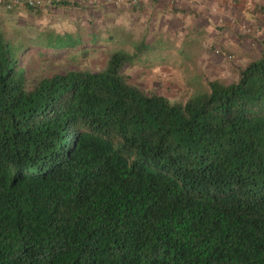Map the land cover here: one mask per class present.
I'll return each instance as SVG.
<instances>
[{
	"label": "trees",
	"instance_id": "obj_1",
	"mask_svg": "<svg viewBox=\"0 0 264 264\" xmlns=\"http://www.w3.org/2000/svg\"><path fill=\"white\" fill-rule=\"evenodd\" d=\"M83 31L0 22V264H264V40L186 103L129 83L172 46L124 31L103 70L28 83L29 49L102 46Z\"/></svg>",
	"mask_w": 264,
	"mask_h": 264
},
{
	"label": "rangeland",
	"instance_id": "obj_2",
	"mask_svg": "<svg viewBox=\"0 0 264 264\" xmlns=\"http://www.w3.org/2000/svg\"><path fill=\"white\" fill-rule=\"evenodd\" d=\"M34 1L32 7L27 0H20L21 6L0 0V22L10 37L30 39L44 31L73 35L87 29L83 34L97 32L102 46L86 55L65 51L41 56L29 49L24 64L30 85L69 71L103 70L110 55L107 36L124 31L172 46L164 60L127 65L123 74L129 83L173 103H186L207 80L233 83L237 68L259 56L264 40V15L259 12L264 0H186L182 5V0L137 5L131 0Z\"/></svg>",
	"mask_w": 264,
	"mask_h": 264
},
{
	"label": "built area",
	"instance_id": "obj_3",
	"mask_svg": "<svg viewBox=\"0 0 264 264\" xmlns=\"http://www.w3.org/2000/svg\"><path fill=\"white\" fill-rule=\"evenodd\" d=\"M170 1H174V2H175V1H177V0H170ZM13 3H14V5H20V6L22 5V2H20V0H14ZM26 3H27L29 6H32V7L36 5V2H35L34 0H27ZM215 53H216L217 55H220L221 52H220L219 50H216Z\"/></svg>",
	"mask_w": 264,
	"mask_h": 264
},
{
	"label": "crops",
	"instance_id": "obj_4",
	"mask_svg": "<svg viewBox=\"0 0 264 264\" xmlns=\"http://www.w3.org/2000/svg\"><path fill=\"white\" fill-rule=\"evenodd\" d=\"M135 5H137L139 2L138 1H141L142 3L143 2H145V0H131ZM177 1H179V0H177ZM189 1H186V0H182L181 1V5H182V3H188ZM177 3H179V2H177ZM157 7V6H156ZM182 12V11H181ZM182 13H184V12H182ZM186 14V13H185Z\"/></svg>",
	"mask_w": 264,
	"mask_h": 264
}]
</instances>
